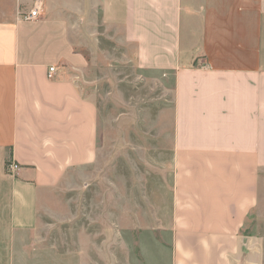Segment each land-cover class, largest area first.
Wrapping results in <instances>:
<instances>
[{"label": "crops", "instance_id": "0c3cea01", "mask_svg": "<svg viewBox=\"0 0 264 264\" xmlns=\"http://www.w3.org/2000/svg\"><path fill=\"white\" fill-rule=\"evenodd\" d=\"M34 1L0 0V264L69 217L102 156L103 38L162 88L171 264H263L248 229L264 204V0H43L23 20Z\"/></svg>", "mask_w": 264, "mask_h": 264}, {"label": "rangeland", "instance_id": "374dc122", "mask_svg": "<svg viewBox=\"0 0 264 264\" xmlns=\"http://www.w3.org/2000/svg\"><path fill=\"white\" fill-rule=\"evenodd\" d=\"M102 41L106 57L90 75L105 77L91 92L102 156L67 194L69 217L25 243L23 264H171L173 168L172 157L160 154L162 88L121 59L122 46ZM248 232L264 264V204Z\"/></svg>", "mask_w": 264, "mask_h": 264}, {"label": "built area", "instance_id": "2783aa9c", "mask_svg": "<svg viewBox=\"0 0 264 264\" xmlns=\"http://www.w3.org/2000/svg\"><path fill=\"white\" fill-rule=\"evenodd\" d=\"M43 10H44L43 0H35L33 7L27 12L20 13V15L23 20L33 21L40 18V16L43 13ZM54 72H55V67H50L48 76L52 78L54 76ZM18 169H19V165L16 162H11L7 166V171L9 173H16Z\"/></svg>", "mask_w": 264, "mask_h": 264}]
</instances>
